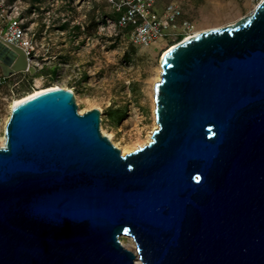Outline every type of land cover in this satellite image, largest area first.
I'll return each instance as SVG.
<instances>
[{
	"label": "water",
	"instance_id": "water-1",
	"mask_svg": "<svg viewBox=\"0 0 264 264\" xmlns=\"http://www.w3.org/2000/svg\"><path fill=\"white\" fill-rule=\"evenodd\" d=\"M159 64L157 127L129 152L101 134L98 108L78 113L69 88L11 107L0 264H264V0ZM0 68L34 72L1 40Z\"/></svg>",
	"mask_w": 264,
	"mask_h": 264
},
{
	"label": "rangeland",
	"instance_id": "rangeland-1",
	"mask_svg": "<svg viewBox=\"0 0 264 264\" xmlns=\"http://www.w3.org/2000/svg\"><path fill=\"white\" fill-rule=\"evenodd\" d=\"M6 1L0 36L9 39L11 20L19 21L34 72L5 76L0 68V139L14 98L58 85L72 90L78 113L98 108L101 134L120 151L129 147L126 152L146 143L155 128L153 87L163 51L194 32L234 22L256 5L252 0H155L152 10L159 18L167 4L179 12L162 34L141 43L128 28L114 26L118 12L109 0ZM119 240L133 241L124 234Z\"/></svg>",
	"mask_w": 264,
	"mask_h": 264
},
{
	"label": "built area",
	"instance_id": "built-area-1",
	"mask_svg": "<svg viewBox=\"0 0 264 264\" xmlns=\"http://www.w3.org/2000/svg\"><path fill=\"white\" fill-rule=\"evenodd\" d=\"M118 12L114 21L117 28H128L134 40L147 43L156 35L162 34V30L174 21L178 9L172 4L164 8V15L159 18L152 10L155 0H109ZM258 3L261 0H252ZM6 0H0V20L4 17ZM11 37L5 39L11 45L20 47L29 60L28 41L23 40L24 30L17 19L10 22ZM29 62V61H28Z\"/></svg>",
	"mask_w": 264,
	"mask_h": 264
},
{
	"label": "bare ground",
	"instance_id": "bare-ground-1",
	"mask_svg": "<svg viewBox=\"0 0 264 264\" xmlns=\"http://www.w3.org/2000/svg\"><path fill=\"white\" fill-rule=\"evenodd\" d=\"M255 7V6H254ZM254 9V8H253ZM196 32H194V33H192V34H195ZM192 34H190V35H192ZM186 35V34H185ZM190 35H187V36H185L184 38H186V37H188V36H190ZM0 40L2 41V42H4L5 44H7V45H11L9 42H7L6 40H5V38H3L2 36H0ZM14 46V45H13ZM172 46V45H171ZM170 46V47H171ZM18 48H20V47H18ZM21 49V48H20ZM168 49V48H167ZM166 49V50H167ZM166 50H164L163 51V53L166 51ZM162 53V54H163ZM162 56V55H161ZM24 59L22 58V57H20L19 59H18V61H17V65L18 64H22V63H24ZM26 61L28 62L29 60L26 58ZM28 64H30L29 62H28ZM55 87H60V86H58V85H54V86H50V87H48V88H41V89H35V90H33L32 92H29L28 94H26V95H23V96H21V97H17V98H14L11 102H10V109H11V107L13 106V105H15V104H17L18 102H20V101H22L23 99H25V98H27V97H29V96H31V95H34V94H36V93H39V92H41V91H44V90H46V89H51V88H55ZM71 90V89H70ZM72 91V90H71ZM153 106H154V101H153ZM157 125V122H156V124H155V128L157 127L156 126ZM151 138V134H149L148 135V138H147V141L149 140ZM4 142H5V135L3 134L2 135V137H1V139H0V145H3L4 144ZM129 150V147H123V148H121V151H122V153H125L126 151H128ZM130 238L133 240V238L130 236ZM133 242H134V240L131 242V243H124V242H122V245L124 246V247H126V248H133V250H134V252H135V254L137 255V252H136V247H135V245L133 244ZM137 263H139V264H141L140 263V260H138L137 259Z\"/></svg>",
	"mask_w": 264,
	"mask_h": 264
}]
</instances>
